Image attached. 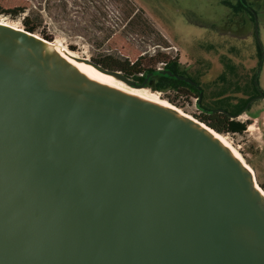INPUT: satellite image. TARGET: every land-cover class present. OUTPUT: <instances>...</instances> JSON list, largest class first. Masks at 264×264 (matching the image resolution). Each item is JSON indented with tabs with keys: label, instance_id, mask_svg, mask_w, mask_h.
<instances>
[{
	"label": "water",
	"instance_id": "water-1",
	"mask_svg": "<svg viewBox=\"0 0 264 264\" xmlns=\"http://www.w3.org/2000/svg\"><path fill=\"white\" fill-rule=\"evenodd\" d=\"M46 40L0 22V264H264L254 170Z\"/></svg>",
	"mask_w": 264,
	"mask_h": 264
},
{
	"label": "rangeland",
	"instance_id": "rangeland-1",
	"mask_svg": "<svg viewBox=\"0 0 264 264\" xmlns=\"http://www.w3.org/2000/svg\"><path fill=\"white\" fill-rule=\"evenodd\" d=\"M130 1L144 10L155 32L140 33L122 29L123 6L120 0H0V8L39 10L41 23L36 34L90 60L102 55H119L133 62L142 54L152 55L160 51L168 57H178V61L192 73L205 72L211 78L222 70L221 56L230 57L240 76L246 78L257 66V87L262 91V96L249 103V111L236 117L249 122L246 129L242 133L224 135L254 170L256 179L258 176L263 180L264 0H244L250 11L247 8H243L245 11L241 8L235 10L239 0ZM239 6L244 7L240 3ZM0 20L23 27L19 19H11L2 13ZM108 29L114 31L101 44L100 40ZM160 35L170 46L154 45ZM256 44L262 48L261 63ZM124 83L155 94L193 118L199 114L190 98L178 97L176 103H172L167 99L172 93L169 90L159 92L140 83L137 86Z\"/></svg>",
	"mask_w": 264,
	"mask_h": 264
},
{
	"label": "trees",
	"instance_id": "trees-1",
	"mask_svg": "<svg viewBox=\"0 0 264 264\" xmlns=\"http://www.w3.org/2000/svg\"><path fill=\"white\" fill-rule=\"evenodd\" d=\"M120 2L123 6L122 29L127 28L140 33L155 32L142 8L135 6L130 0H120ZM227 3L229 4V2ZM239 3L243 4L244 7H240ZM239 3L235 5V10L239 11V8L241 10L247 8L244 0H239ZM0 13L7 15L11 19H19L24 29L34 33L37 32L41 23V14L35 8L28 10L25 8L6 10L0 8ZM253 19L254 17H252ZM113 31V29L107 30L104 37L100 40L101 44L111 36ZM159 37V40L154 45L170 46L163 36L160 35ZM256 46L257 56L260 59L261 48L259 44H256ZM93 61L107 70L121 71L133 82L143 84L151 90L159 92L171 91V96L168 95L167 99L172 103H176L175 100L178 97L190 99L196 97V108L199 110V114H196L195 117L223 134L242 133L246 129L249 122L247 120L241 121L236 117L243 112L249 111V101L256 99L258 95L257 86L254 84L257 66L249 78L240 76L236 64L228 56L220 57L222 70L214 78L209 77L205 72L203 74L198 71L192 73L178 61V57H168L167 54L160 51L152 55L142 54L133 62L119 55H102L99 58H94ZM158 66L189 77L199 85V88L174 77L152 74L151 72L156 70ZM256 116L252 115V117ZM257 182L264 191V179L260 180L257 176Z\"/></svg>",
	"mask_w": 264,
	"mask_h": 264
},
{
	"label": "bare ground",
	"instance_id": "bare-ground-1",
	"mask_svg": "<svg viewBox=\"0 0 264 264\" xmlns=\"http://www.w3.org/2000/svg\"><path fill=\"white\" fill-rule=\"evenodd\" d=\"M1 23H6L2 20H0ZM46 40V39H45ZM46 43H48L51 47H53L54 49L63 52L71 57H73L74 59L80 61L81 63L85 64L86 66L90 67V72L89 74L93 75L94 77L100 79L101 81L107 83L108 85L115 87L117 89H120L122 91L131 93V94H135L137 96L155 101L159 104H163L166 106H169L171 108H174L175 110H177L178 112L184 114L185 116H188L189 118H193L190 115L182 112L180 109H178L177 107H174L173 105L157 98V96L153 93H148L146 91H142L138 88H134V87H130L128 85H126L124 82H122L121 80L115 78L113 75L109 74V73H105L102 72L100 70H98L97 68H95L93 65H91L89 62L83 60L81 57H79L77 54H75L74 52L70 51L67 48H64L62 46H60L59 44L53 42V41H49L46 40ZM195 119V118H193ZM201 126L205 127L209 133L214 136L217 140H219L227 149L230 150L231 154H233L236 158H238L239 160H241L251 171H253V169L250 167V165L248 163H246L244 161V159L242 158L241 154L239 153V151L237 150V148L232 144V142L227 138L226 135H224L223 133H219L216 130L209 128L207 126H205L204 124H201Z\"/></svg>",
	"mask_w": 264,
	"mask_h": 264
},
{
	"label": "built area",
	"instance_id": "built-area-1",
	"mask_svg": "<svg viewBox=\"0 0 264 264\" xmlns=\"http://www.w3.org/2000/svg\"><path fill=\"white\" fill-rule=\"evenodd\" d=\"M159 68H162V67L161 66H158L157 69H159ZM191 99L194 102V105L196 106V100H197V98L196 97H192Z\"/></svg>",
	"mask_w": 264,
	"mask_h": 264
}]
</instances>
